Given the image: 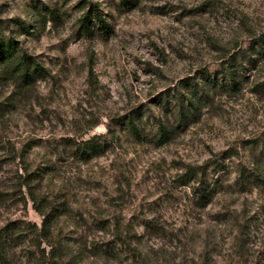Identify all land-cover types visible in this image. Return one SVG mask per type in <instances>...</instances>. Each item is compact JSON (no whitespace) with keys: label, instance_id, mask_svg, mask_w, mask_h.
Segmentation results:
<instances>
[{"label":"rangeland","instance_id":"374dc122","mask_svg":"<svg viewBox=\"0 0 264 264\" xmlns=\"http://www.w3.org/2000/svg\"><path fill=\"white\" fill-rule=\"evenodd\" d=\"M0 36L34 70L0 62V227L37 226L7 264H264V180L237 183L264 166V0H0ZM213 158L206 201L183 174ZM64 202L43 238L38 210Z\"/></svg>","mask_w":264,"mask_h":264},{"label":"trees","instance_id":"16d2710c","mask_svg":"<svg viewBox=\"0 0 264 264\" xmlns=\"http://www.w3.org/2000/svg\"><path fill=\"white\" fill-rule=\"evenodd\" d=\"M94 13L97 15L98 20L100 21L101 25H105V20L102 17L101 12H99V8H97ZM88 21H90L88 19ZM255 45H253L254 53H250L248 55V67H251V70L253 68H256V57H253V54H261L264 53V36L256 38ZM16 42L14 40L7 41L2 36H0V62L3 64H6L8 66V71L12 75H16L18 73V77H21L24 81L29 82L34 79V70L31 68L30 60L26 59L24 56L19 57V59L15 60V63L17 61L19 66L13 68L12 65H14L11 60V62L8 64L7 62V56H10L9 53L15 54L16 52ZM258 47V48H257ZM262 49V50H261ZM16 72V73H15ZM226 75L230 76L231 80L234 81L235 87L238 85V81L236 79V74L234 73V70L232 68V64L228 62V68H226ZM192 108L199 109V104L191 103L190 104ZM129 125L132 133L134 135L140 134V129L135 123L134 118L129 119ZM163 127V126H162ZM161 127V134L163 136H168V131H166L163 127ZM75 147L80 155L91 157L92 153L94 151H97L99 148L101 149L103 147L102 141H100L99 137L92 136L89 139L76 141ZM77 154V153H76ZM218 156H215V159H217ZM226 158V157H225ZM214 159V158H213ZM210 159L206 164L208 166H189L183 174L184 181H194L193 189L198 194L200 199H204L206 201H209L215 192L216 189V183L218 182L219 178H215L211 180L208 178V168L209 166L214 165V171H219L220 169H224V165L219 163V160H213ZM220 159V158H219ZM215 163H218L215 165ZM239 176L237 178V183H240L241 185H245L249 183L250 181H257L261 183L262 180H264V166L262 164L254 165L252 168H248L246 166H240L239 167ZM22 168H19V170ZM25 169V175H20V178H23V181L17 182V187L19 188V191L22 192L23 188H26V194L28 197L23 196V201L25 203H28V200H32L34 203H37L38 194L35 192V186L33 183L37 180V177H34V174H31L29 169ZM221 171V170H220ZM8 190L1 189L0 186V200H5V197L8 196ZM20 192V193H21ZM69 206L67 202L63 203L62 207H51L50 211L47 210V208L39 209L40 214L43 215L44 220L41 228V236L43 238L48 239V237L52 234V226L54 225L55 220H57L60 215L64 212H68ZM36 225H31L28 223V225L23 224L19 221H12L5 226L0 227V262L3 264H7L9 261L10 256V249L12 244L18 240L21 235H24L26 233H34V229L36 228ZM47 264H54L53 262H49Z\"/></svg>","mask_w":264,"mask_h":264}]
</instances>
